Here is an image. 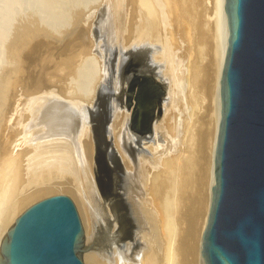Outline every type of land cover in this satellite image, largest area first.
Instances as JSON below:
<instances>
[{
  "label": "bare ground",
  "instance_id": "obj_1",
  "mask_svg": "<svg viewBox=\"0 0 264 264\" xmlns=\"http://www.w3.org/2000/svg\"><path fill=\"white\" fill-rule=\"evenodd\" d=\"M75 1L44 3L56 21L66 22ZM214 2L217 45L208 71L201 63L194 70L180 64L155 32L154 6L164 0H104L92 30L82 14L72 28L50 25L30 43V30L18 36L15 45L26 47V79L13 83L7 73L0 95V224L30 196L57 186L81 206L84 243L92 246L87 262L205 264L228 46L225 0ZM51 51L61 63L50 73L41 55ZM127 52L134 62H127ZM199 78L209 97L195 127L188 87ZM109 79L112 93L102 99ZM105 100L112 108L92 118L89 111L105 107Z\"/></svg>",
  "mask_w": 264,
  "mask_h": 264
},
{
  "label": "water",
  "instance_id": "obj_2",
  "mask_svg": "<svg viewBox=\"0 0 264 264\" xmlns=\"http://www.w3.org/2000/svg\"><path fill=\"white\" fill-rule=\"evenodd\" d=\"M224 11L228 46L220 79L215 184L201 256L205 264H264V0H225ZM107 91L103 88L100 98ZM108 106V100L103 108L97 104L90 116L105 114ZM84 241L73 198L47 196L6 230L0 264H86Z\"/></svg>",
  "mask_w": 264,
  "mask_h": 264
},
{
  "label": "rangeland",
  "instance_id": "obj_3",
  "mask_svg": "<svg viewBox=\"0 0 264 264\" xmlns=\"http://www.w3.org/2000/svg\"><path fill=\"white\" fill-rule=\"evenodd\" d=\"M180 1L181 0H176V2L175 0H164V3H166V5L162 4L160 7L154 6L155 11L157 12L156 14H154L156 15L153 22L155 23L154 30L161 37H164L167 41L170 42L171 46L173 47L174 56L180 64L183 63L184 66L192 65L193 70L194 67H196V65L198 66L200 63L201 64L199 65V67H201V65L202 67L204 66L203 68L205 71L210 70L211 67L214 69L213 63L211 65L210 60L215 59L214 56L217 45V40L215 39L217 38L215 35V2L214 0H187L188 2L186 0H182V3ZM104 7V0L75 1L71 7V19L69 18V21L67 20L66 22H63L61 20L56 21L53 18L54 9H50L48 6H46L44 0H0V95L2 93V90H4L5 86L7 85L5 77L7 73L10 74L11 81L13 83H16L21 78L22 80L20 82L23 85V81L26 79V73H24V71L26 70V62L22 59L26 47L15 45L16 40L20 34L24 33L27 30H30L32 32L30 33L31 37H29L28 39V42L30 43L34 41L35 37L40 36L39 33L42 32V30L49 29L50 25L60 27L62 26L63 31L64 27H66L69 22V28H72L75 21L82 14L89 16L87 25H89V28H91L96 24L97 13L100 12V10L103 11ZM95 9L97 10L96 12H94ZM147 21L151 22L152 18L148 16ZM146 25L148 24L146 23ZM92 37L93 41L95 42L97 36L92 35ZM87 41L88 40H86V47H89L91 49L90 46L92 45V42L90 43L89 41ZM199 50L204 51H202L203 53L201 52L203 55L199 52ZM55 52L56 51L46 52L47 55L44 56V53H42L43 56L41 55V57H44V59L48 60V72H50V70L53 68L54 69L51 72H53L54 70L57 71L56 69L59 70L58 66L61 63V56L59 54H56L57 52ZM93 53V55L96 57V60L100 59L97 51H94ZM51 54L54 56H52ZM56 55L58 56V58ZM127 56L128 63L134 62L136 60L134 53L130 54L127 52ZM55 57L57 58V61H55ZM117 57L118 53H116V55L112 54L111 59L113 61V64ZM95 59L94 61H96ZM22 62L24 64H22ZM91 62H93V60ZM188 92L190 100L194 104L195 110H197L195 114L193 113V116L195 115V118L193 117V119L197 118L195 127H199L200 124H202V120L200 117L203 118V116L206 115V109L203 107H206L208 105L209 96L206 94V89L200 82V78L197 81L191 82L188 87ZM108 93H111V91ZM107 119L112 121V114H107L106 120ZM107 134L105 137L106 141L109 140L111 144L110 138H107ZM196 138L197 135L195 134V139L193 142L196 141ZM194 172L192 169L190 174L192 175ZM55 187L58 189V191L55 189ZM55 187L53 186V189L47 187L42 191H38L39 193H35L34 196H30L28 198L29 200L23 206L18 208L17 211L13 212L10 215V219H8L7 223H4V225L0 224V244L4 233L12 224L14 219L19 216L27 207L47 196L60 193L68 194L75 201L81 219H83V212H81L82 209L80 208V204L78 205L77 200L69 193L61 191L57 186ZM83 220L82 223L85 224ZM84 226L85 225H83V227ZM84 244L85 250L82 253L83 261L86 264H92L87 262L85 257L86 253H88L89 250H92V246H88L86 243Z\"/></svg>",
  "mask_w": 264,
  "mask_h": 264
},
{
  "label": "flooded vegetation",
  "instance_id": "obj_4",
  "mask_svg": "<svg viewBox=\"0 0 264 264\" xmlns=\"http://www.w3.org/2000/svg\"><path fill=\"white\" fill-rule=\"evenodd\" d=\"M112 52H113L112 54H115V55H116V53H117L115 50L112 51ZM112 78H113V77H112ZM103 88H105L106 90H108L107 92H110V91H111V93H112L111 79L108 80L107 85H105V87H103ZM109 106H111V108H112V103H110Z\"/></svg>",
  "mask_w": 264,
  "mask_h": 264
}]
</instances>
